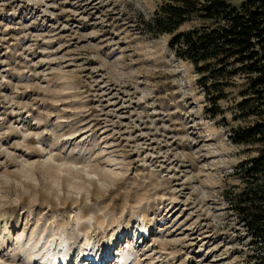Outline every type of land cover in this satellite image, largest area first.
I'll use <instances>...</instances> for the list:
<instances>
[{"label": "rangeland", "instance_id": "374dc122", "mask_svg": "<svg viewBox=\"0 0 264 264\" xmlns=\"http://www.w3.org/2000/svg\"><path fill=\"white\" fill-rule=\"evenodd\" d=\"M163 3L0 0V264H264L228 198L249 81L201 82Z\"/></svg>", "mask_w": 264, "mask_h": 264}, {"label": "trees", "instance_id": "16d2710c", "mask_svg": "<svg viewBox=\"0 0 264 264\" xmlns=\"http://www.w3.org/2000/svg\"><path fill=\"white\" fill-rule=\"evenodd\" d=\"M193 20L199 24L173 35L170 43L178 56L190 60L203 75L201 82L205 84L207 72L229 77L240 72L249 81L250 92L239 103L240 116L257 115V120L234 129L233 137L248 146L255 145L258 154L237 168V173L247 176L244 189L236 199L228 191V198L252 232L264 260V0H240L239 4L233 0H164L155 16L144 24L148 32L159 36L174 34L182 24ZM220 97L218 94L210 100L215 104Z\"/></svg>", "mask_w": 264, "mask_h": 264}, {"label": "bare ground", "instance_id": "6f19581e", "mask_svg": "<svg viewBox=\"0 0 264 264\" xmlns=\"http://www.w3.org/2000/svg\"><path fill=\"white\" fill-rule=\"evenodd\" d=\"M108 256H109V254H108ZM110 257H112V256H110ZM94 262H96V261H94ZM94 264H96V263H94Z\"/></svg>", "mask_w": 264, "mask_h": 264}]
</instances>
